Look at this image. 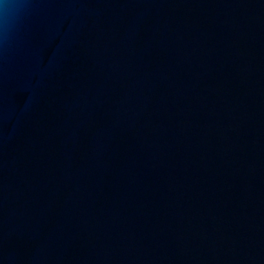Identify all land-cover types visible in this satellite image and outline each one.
Masks as SVG:
<instances>
[{"label": "water", "instance_id": "95a60500", "mask_svg": "<svg viewBox=\"0 0 264 264\" xmlns=\"http://www.w3.org/2000/svg\"><path fill=\"white\" fill-rule=\"evenodd\" d=\"M0 264H264V0H0Z\"/></svg>", "mask_w": 264, "mask_h": 264}]
</instances>
